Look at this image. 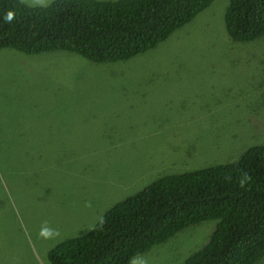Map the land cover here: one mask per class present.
<instances>
[{"label": "rangeland", "instance_id": "obj_1", "mask_svg": "<svg viewBox=\"0 0 264 264\" xmlns=\"http://www.w3.org/2000/svg\"><path fill=\"white\" fill-rule=\"evenodd\" d=\"M226 5L215 0L130 60L0 49V264H49L58 242L91 230L162 174L154 169L236 160L249 147H232L231 136L264 142V46L233 41ZM43 227L59 236L41 238ZM203 231L161 244L172 262L146 253L136 264H180L177 256L211 238Z\"/></svg>", "mask_w": 264, "mask_h": 264}, {"label": "trees", "instance_id": "obj_2", "mask_svg": "<svg viewBox=\"0 0 264 264\" xmlns=\"http://www.w3.org/2000/svg\"><path fill=\"white\" fill-rule=\"evenodd\" d=\"M214 2L128 0L120 17L112 0H54L33 7L21 0H0V49L10 47L32 55L54 51L51 45H55L95 63L130 60L157 47ZM9 11L15 12V19L6 23ZM225 25L234 42L258 40L255 43L264 46V0H229ZM230 140L232 147L249 148L236 160L193 170L183 160L174 164L172 173L159 175L109 208L91 230L58 242L49 251V263L131 264L138 254L190 227L204 226L198 234L202 238L222 222L235 227L230 241L206 247L207 237L206 242L201 240L200 250L176 260L180 264L262 263L264 142L255 145L237 136Z\"/></svg>", "mask_w": 264, "mask_h": 264}, {"label": "clouds", "instance_id": "obj_3", "mask_svg": "<svg viewBox=\"0 0 264 264\" xmlns=\"http://www.w3.org/2000/svg\"><path fill=\"white\" fill-rule=\"evenodd\" d=\"M21 2L24 3L25 0H21ZM26 4L29 5V6H32V7L35 6V5H30L28 3H26ZM14 19H15V12H13V11H9L6 14V16H5V22L6 23H11ZM58 50L70 51V50H66V49H58ZM58 50L48 51V52H41V53L55 52V51H58ZM36 54H40V53H36ZM76 54L79 55V53H76ZM255 145H257V144H255ZM220 151H224V150H220ZM180 166H181V164L177 165L178 168ZM173 169H174V163L171 166H169L167 168H164V169H161V170H156L155 171V169H154V172H156V173L162 172V174H166V173H172ZM162 174H159V175H162ZM234 230H235L234 225L232 226L231 223H228V222L223 223L222 222L221 225H219L213 231L210 232V233H212L211 234L212 236L210 238V243L207 244L206 247L207 246H215V245L220 247L221 245L226 244L228 241H230L232 239V237L234 235ZM40 236H41V238L46 239V240L55 239L56 237L59 236V232L56 231V230H53V229H49V228L43 227V228H41ZM202 247H204V245H202L199 242H197L195 244V246H194V250L198 251ZM137 259L138 258L134 257L132 262H131V264H136ZM263 261L260 264H263ZM142 262H143V264H147L146 261L142 260Z\"/></svg>", "mask_w": 264, "mask_h": 264}, {"label": "bare ground", "instance_id": "obj_4", "mask_svg": "<svg viewBox=\"0 0 264 264\" xmlns=\"http://www.w3.org/2000/svg\"><path fill=\"white\" fill-rule=\"evenodd\" d=\"M82 1H87V0H82ZM106 1H111V0H106ZM112 1H115L116 2V6H117V10H116V16H120V17H122L123 15H124V13L126 12V8H127V1L128 0H126V3H124L123 2V0H112ZM73 25L75 26V22L73 23ZM234 41V40H233ZM51 47L53 48V49H56V50H58L59 48L57 47V46H55V45H51ZM140 58H148V56H146V55H143V56H141ZM177 77H180V75L177 73ZM161 244H158L157 246H155L153 249H149L147 252H145V253H140V254H138L137 256H139V255H141V254H146V253H151L152 255H154V254H157V255H159V254H162L163 255V257H166V258H168L169 259V251L168 250H166L164 247H163V245H161ZM143 255H141V256H139L138 257V259H143L145 256H143ZM170 260V259H169ZM50 264V263H49Z\"/></svg>", "mask_w": 264, "mask_h": 264}, {"label": "flooded vegetation", "instance_id": "obj_5", "mask_svg": "<svg viewBox=\"0 0 264 264\" xmlns=\"http://www.w3.org/2000/svg\"><path fill=\"white\" fill-rule=\"evenodd\" d=\"M17 51H19V50H17ZM21 52V51H20ZM178 163H180V161L179 162H174V164H178Z\"/></svg>", "mask_w": 264, "mask_h": 264}]
</instances>
